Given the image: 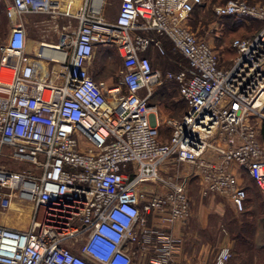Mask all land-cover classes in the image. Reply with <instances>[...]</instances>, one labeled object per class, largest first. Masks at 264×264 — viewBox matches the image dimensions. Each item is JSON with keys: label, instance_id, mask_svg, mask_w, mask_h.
Here are the masks:
<instances>
[{"label": "built area", "instance_id": "built-area-1", "mask_svg": "<svg viewBox=\"0 0 264 264\" xmlns=\"http://www.w3.org/2000/svg\"><path fill=\"white\" fill-rule=\"evenodd\" d=\"M200 3L7 0L0 157L32 167L0 165V209L28 202L31 217L25 228L0 223V264H93L85 255L100 264H129L120 244L136 239L132 226L143 222V214L167 225L190 214V176L199 195L225 197L239 211L245 200L242 170L264 200V142L257 137V121L264 120V4L211 5L216 16L260 22L251 35L231 39L233 54L224 63L218 49L187 23ZM25 14H44L46 30L55 33L53 42H37L34 60L24 50ZM159 36L168 38L185 65L164 73L151 66L143 51L150 46L162 53ZM97 44L112 46L120 59L114 83L89 74ZM44 45H50L48 52ZM162 79L173 80L185 101L177 117L160 115L147 101ZM160 125L169 129L163 139ZM169 156L186 166L183 174L159 172ZM154 233L152 264H190L177 256V238L169 230ZM146 236L142 229L139 243ZM76 237L74 251L68 242ZM228 256L223 243L210 264H224Z\"/></svg>", "mask_w": 264, "mask_h": 264}, {"label": "rangeland", "instance_id": "rangeland-1", "mask_svg": "<svg viewBox=\"0 0 264 264\" xmlns=\"http://www.w3.org/2000/svg\"><path fill=\"white\" fill-rule=\"evenodd\" d=\"M258 3L264 4L263 0H253ZM7 0H0V44H2L7 31L9 27V19L4 14V6L6 4ZM112 2H115V0H112ZM78 5V3L76 4ZM46 16L44 14H25L22 18L25 22L26 32H27V38H26V45L24 46V50H30L33 48V45L35 43V40L38 38L42 41H54L55 39V33L51 30H46L45 25L47 23L44 22V19ZM47 22V21H46ZM58 22H63V20L58 19ZM33 23L36 25L35 29L33 27ZM188 25L191 30H193L197 35L203 37L213 48L218 49L222 52L224 57V63H228L229 59L232 56V51L228 49V41L232 36L235 35H245L253 31L254 27L257 25V21L247 19V18H229V17H221L216 16L212 14L211 12V2L210 0H201L200 6L194 11L192 16L190 17V20L188 21ZM231 28H234L233 30ZM232 30V31H231ZM110 51H114V48L112 46H104ZM169 52L165 53H157L155 52L150 46L146 47L145 54L148 55L150 64L153 68H157L161 73H164L167 70H176L180 66L184 65V60H181L178 56V54L175 52V50L172 49V47H169ZM95 50V49H94ZM95 51L93 52V54ZM92 54V55H93ZM166 54V55H165ZM92 56L89 59V65H88V71L89 68L93 66V70L102 75L101 79H104L105 82H109L113 80L115 77L107 75L109 72H103L101 69V62L98 60H92ZM173 61L175 63H173ZM107 73V74H106ZM90 74V73H89ZM160 85H164V91L167 94H170L171 98L178 100V105L182 104L184 106V101L180 98V96L177 94L176 86L172 80H164L160 84H155L153 86L154 90H159ZM163 87V86H162ZM152 91V92H153ZM178 105H171L169 110H165L161 108L160 106L157 109V112L160 115H172L176 116L179 115L182 111L181 107L178 111L176 109L178 108ZM264 112V108H263ZM257 131L259 133V126L261 123L264 124V120L257 121ZM164 129V130H163ZM163 129H161L160 132V139L163 138L164 135H168L169 129L164 126ZM261 141L264 142V138L262 136ZM0 165L3 167H8L10 169H22V168H31L32 164L25 162V161H17V160H11V159H3L0 157ZM168 168L172 169V164L168 166ZM241 176L243 179H247L244 172H241ZM141 185V184H140ZM187 192L189 193L190 200H195L196 197H198L197 192V186L195 181H192L190 183L189 188H187ZM0 211L5 212L7 217L12 221V224H10L13 227L18 228H25L30 222L31 217V205L28 202H19V201H13L10 206L4 210L0 209ZM232 211V210H231ZM232 214H238L237 211ZM210 228L209 232L207 234V231H205L203 236H199L197 239H195L194 242V255L192 258H189V263H195V262H202L203 264H210L211 258L214 255L216 249L219 245L228 242L227 238L229 237V234L225 231H221V225L218 223L217 218L213 216V213H210ZM258 230L261 234L260 236L262 239L259 240V242L263 240L264 238V225L261 223L258 224ZM221 232L224 233V236H221ZM226 234V235H225ZM68 240H65L66 243ZM80 241V237H76V239H70V242H68L71 249L74 250L75 245ZM67 244V243H66ZM227 244V243H225ZM229 246V251L232 245V241L230 244H227ZM204 249H201L200 254L198 255L197 250L202 247ZM238 247H241V245H238ZM247 254H243L242 257L248 258V252ZM255 256V254H254ZM256 264H264V252L262 254H259L257 256ZM246 263H248V259L246 260Z\"/></svg>", "mask_w": 264, "mask_h": 264}, {"label": "trees", "instance_id": "trees-1", "mask_svg": "<svg viewBox=\"0 0 264 264\" xmlns=\"http://www.w3.org/2000/svg\"><path fill=\"white\" fill-rule=\"evenodd\" d=\"M223 1L224 0H210L211 5L215 4V3H221ZM246 1L247 2H256L253 0H246ZM263 2H264V0H263ZM199 6H200V4L197 6H194L192 8V10L189 12L188 21L190 20V17L194 13V11ZM212 14H213V12H212ZM220 16L221 17H229V18L230 17L231 18H238L232 14H223ZM251 20H254V19H251ZM188 21H187V23H188ZM255 21H257L258 23L254 27L252 32L245 34V35H235L229 39L228 49L230 51H232V54H233V50L230 46L231 39L233 37L246 36V35H251L252 33H254L260 27V22L258 20H255ZM231 29L233 30L234 28H231ZM149 34L157 36L152 31H150ZM159 40H160L161 45L163 47L162 53H165V52L168 53L170 50L167 46L172 47L168 38H166L164 36H161V37L159 36ZM104 46H108V45H103V44L95 45V47H94L95 50H93V52L95 51V53L94 54L92 53L93 55H92L91 61L92 60L100 61L102 71L103 72H109L108 74L106 73L108 76L112 73L111 75L113 77H115L113 80L109 81L108 83H114L116 81V72L121 66L120 65V59L117 56L115 50L110 51ZM145 50L143 51L144 54H145ZM218 51H219V53H221V59H222L221 62H225L222 52L220 50H218ZM176 53L178 54V56L181 60H184V58L178 52H176ZM173 63H175V62L173 61ZM184 65H185V60H184ZM89 73L94 80L101 79L99 77H101L102 75L96 73L93 70V66L89 68ZM164 80H171V79H162L158 84L162 83ZM172 82H174V81L172 80ZM174 84H175V82H174ZM162 86L160 85L158 91L157 90L153 91V89H152L153 92L151 91L150 95L147 98V101L155 104L157 109L160 106L161 108H163L165 110H169L171 105H178V100L171 98L170 94L165 93V91L163 90L164 85H162ZM177 94H178V92H177ZM180 98L184 101V99L182 97H180ZM181 107H183L182 111H181V113H182L184 110V107H185V101H184V106L182 104H179L176 111H178ZM168 115L172 116L170 114H168ZM179 115H176L173 117H177ZM163 127H164V125H160L158 127V137L160 135L159 131L161 129H163ZM262 136L264 138V124L263 123H261L259 126V133L257 131V137L259 140H261ZM165 137H166V135L163 136V138H165ZM163 138H161V139H163ZM242 172H244V171H242ZM244 174L246 175L247 179H243V181H240V184L242 185V187L244 188V191H245L244 205H243L241 210L237 211L238 214H235V215L232 214L228 208H225V211H224L225 215L221 221L222 227H224L226 229L227 233L229 234V238L232 239V245H231V248L229 251V256H228L227 260L224 262V264H256L257 256L264 252V238H263L262 242L261 241L259 242V240L262 239V237L260 236L261 234L259 233V230H258V224L259 223L264 225V200H263L262 195L259 191L258 192H251V193L249 192L250 195H248V193L246 194V192H247L246 189L248 187L247 182L250 181L253 183V181L246 173H244ZM192 181H195V179L192 176H190L188 179V182L191 183ZM195 183H196V181H195ZM186 188H188V186ZM187 194L189 195L188 192H187ZM199 196H201V195H199ZM191 202H192V200H190V197H189L190 209H191V205H192ZM255 231H256V234H254ZM238 245H241V247H238ZM246 252H248V255H249L248 258L242 257L243 254H247ZM254 254H255V256H254ZM247 259H248V263H246Z\"/></svg>", "mask_w": 264, "mask_h": 264}, {"label": "crops", "instance_id": "crops-1", "mask_svg": "<svg viewBox=\"0 0 264 264\" xmlns=\"http://www.w3.org/2000/svg\"><path fill=\"white\" fill-rule=\"evenodd\" d=\"M33 27L35 29L36 25L33 23ZM27 34V32H26ZM35 40V43L33 45V48L30 50H25L27 59L34 60L33 51L36 48V44L39 40V36ZM55 40V39H54ZM26 41V40H25ZM50 42V41H47ZM53 42V41H52ZM26 45V42H25ZM24 45V46H25ZM104 80V79H103ZM177 91V89H176ZM175 166L174 164V158L169 156L165 158L160 164H159V172L161 174H164V172H171L176 171L178 174H183L185 171L186 166L183 164H176L177 167L170 170L168 166ZM169 169V170H168ZM239 179L240 181H243V178L241 176L242 170H239ZM245 173V172H244ZM247 192L248 195H250L251 192H258L259 189L256 188V186L252 182H247ZM190 186V182H186V187ZM197 186V184H196ZM163 188H155V191H161ZM251 190V191H250ZM198 192V188H197ZM250 192V193H249ZM260 192V191H259ZM192 205L190 209V214L181 222H173L170 225L160 223L156 215L153 213H146L143 214V222L137 223L135 222L132 226V230L135 233L136 239L135 240H128L123 239L120 246L121 248L128 253L130 256V263L129 264H152L150 262V257L153 254V247L156 245L155 241V230H169L171 235L175 238H177L179 251L177 252V256L184 258L189 261V258H192L194 255V242L195 239H197L199 234H203L205 231H207V234L209 232L211 220H210V213H213V216L217 218L218 223L222 226V219L225 215V208H228L231 213H235V211L231 208L228 200L225 197L217 196V195H206V196H199L196 197L195 200L192 199ZM232 210V211H231ZM7 214L5 212L0 211V223L9 225L12 224V221L6 216ZM142 229H145L147 231V241L143 242L142 244L139 243L138 240L142 237ZM221 231H226L224 227L220 228ZM227 232V231H226ZM256 234V231L255 233ZM226 235V234H225ZM221 236H224V233L221 232ZM229 243L232 241L229 237L227 238ZM201 249H204L203 246L200 247L199 250H197L198 255L201 252ZM74 251H76V248H74ZM202 253V252H201ZM85 255V254H83ZM89 261H91L93 264H100L92 259H90L87 255H85Z\"/></svg>", "mask_w": 264, "mask_h": 264}, {"label": "bare ground", "instance_id": "bare-ground-1", "mask_svg": "<svg viewBox=\"0 0 264 264\" xmlns=\"http://www.w3.org/2000/svg\"><path fill=\"white\" fill-rule=\"evenodd\" d=\"M24 45H25V43H24ZM49 46L50 45H44L43 47H41V50H43V52H48L50 50V49H48ZM0 78L1 79H7L8 78L7 73H5L2 68H0Z\"/></svg>", "mask_w": 264, "mask_h": 264}]
</instances>
